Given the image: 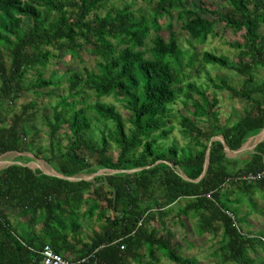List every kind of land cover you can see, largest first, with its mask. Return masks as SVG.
Segmentation results:
<instances>
[{"label":"trees","instance_id":"obj_1","mask_svg":"<svg viewBox=\"0 0 264 264\" xmlns=\"http://www.w3.org/2000/svg\"><path fill=\"white\" fill-rule=\"evenodd\" d=\"M111 1L0 0V105L24 91L58 87L59 80L43 73L58 53L78 57L86 51L96 59L94 69L66 73V92L44 116L49 138L65 125L69 145L58 153L50 148V155L36 150L28 108L23 106L8 125L0 112V155L31 153L64 176L110 171L91 181H69L30 168L32 158L25 154L1 168L0 264H39L44 246L71 264H163L161 256L173 264H197L176 250L169 232L150 224L160 223L167 208L180 199L186 202L178 215L196 217L199 235L221 230L215 253L223 263L253 264L247 251L254 243L263 245L264 237L240 232L236 212L222 191L234 184L243 194L253 187L264 191V176L238 179L264 172V140L246 158H229L224 150L239 149L264 128V81L253 85V72L264 68V0H222L229 8L226 13L204 4L199 9L234 32L243 31L242 42L229 43L237 52L236 61L211 51L200 54L202 63L243 77L237 87L225 78L207 76L214 89L245 104L243 115L231 125H219L216 97L209 99L205 88L185 81L197 54L179 46L171 18L175 14L180 29L199 43L214 34V21L186 7V0H145L148 10L139 14L131 3L105 9ZM163 17L170 20L167 39L161 34ZM31 69H37V75L25 83ZM89 93L97 100L89 102ZM179 95L188 107V115L178 120L180 133L192 146L166 142L173 131L171 105ZM104 96L124 104L130 112L127 121L113 104L98 100ZM94 120L102 126L96 141L87 135ZM202 120L210 123L208 130L198 127ZM214 136L224 143L210 142ZM111 142L118 149L115 161ZM206 160L205 174L195 181ZM7 207L17 209L16 217L24 220L12 225ZM83 218L100 223L88 239Z\"/></svg>","mask_w":264,"mask_h":264},{"label":"rangeland","instance_id":"obj_2","mask_svg":"<svg viewBox=\"0 0 264 264\" xmlns=\"http://www.w3.org/2000/svg\"><path fill=\"white\" fill-rule=\"evenodd\" d=\"M124 3H131L133 9L138 14L146 12L148 10V4L145 0H114L111 1L105 9L109 7L121 6ZM202 4L206 8L212 10H219L221 13H226L228 6L222 0H186V7L200 12ZM101 11V13H103ZM201 13V12H200ZM202 16L210 18L214 21L213 32L214 34L209 36L208 39L199 43L195 39L191 38L187 32L180 29V22L174 17L172 21V31L175 33L179 46L187 54H197L196 64L186 69L188 77L185 81H194L197 85L206 89L209 99L216 97L218 99V105L214 107V110L218 112L219 125H231L240 116L243 115V108L245 106L238 99H234L226 91L214 89L207 81V76L210 75L214 80L218 81L219 78H225L231 84L239 87L243 80V77L238 75L233 70L220 68L218 66H211L202 63L200 60V54L203 51H211L219 55H227L231 60L236 61V50L230 47V42H242L243 31L234 32L231 28L227 27L225 23L219 20L216 16L208 13H201ZM168 20L163 17L160 20L162 24V36L167 39L169 31L167 28ZM261 33H264V25L261 27ZM153 34V33H152ZM151 46L150 39L147 40L146 47ZM53 53H56L53 47H46ZM96 64L95 57L88 54L86 51H82L78 57L71 56L68 51L58 53L55 57H52L48 65L43 69L44 77H51L53 80H59L58 87H55L50 91L47 89H39L34 91H24L13 101L6 100L0 105V112L4 120V125H8L13 114H20L23 106H27V113L30 116L28 126L35 135L34 144L35 149L40 150L42 154L50 155L51 149L54 152H62L70 143V132L65 125L61 127L55 138L51 139L48 135V128L45 124L44 116L49 113L50 106L53 105L58 96L66 92L67 82L66 73L68 71L82 72L85 68L94 69ZM8 65V61L6 62ZM254 83L253 85L260 84L264 81V68H259L253 72ZM37 75V69H31L27 73V79L25 83L33 79ZM97 98L92 93H89V102L96 101ZM100 101L113 104L120 112L122 117L127 121L130 117V112L124 107V104L116 100L113 96H104L98 99ZM181 115H188V107L185 104L184 96L179 95L174 104L171 105L170 112V125L173 128L172 134L166 141H176L180 146L193 145V143L182 136L180 133V127L178 120ZM209 122L207 120L198 121V127L202 130L209 129ZM127 126L129 123L127 122ZM98 128H102L101 122L93 121L91 129L87 132V135L93 140H97L99 136ZM221 138V136H214L213 138ZM264 137V128L260 129L258 133L251 136L247 143L239 152L226 151V155L229 158L238 157L246 158L253 150L254 144L262 140ZM110 154L112 160H116L118 155V149L111 142ZM21 154L17 152L4 153L0 157V169L7 166L10 162L17 159V156ZM25 155L32 158V161L28 163L32 169L41 168L47 172H51V168L42 158H35L31 153H25ZM110 171H103L102 174L109 173ZM113 171H111L112 173ZM93 174V173H92ZM91 174H81L76 177H88ZM222 195L229 199V206L235 210V214L238 220V227L242 234H247L250 237L260 236L264 237V191L253 187L250 194H243L238 185L225 186ZM186 199H180L176 203L168 207L167 216L163 217L160 223L151 221L150 224L159 228L162 232H169L172 235V243L176 250L185 257L193 258L197 264H231L229 262L223 263L221 261L220 254H216L215 251L219 248L222 238L221 230L218 228L216 232H207L202 235L197 233L198 219L192 215L186 217L178 215L180 207L184 205ZM6 211L9 215V220L12 225H16L24 218H17V209L7 207ZM83 222V228L85 230L84 237L88 239L92 233V230L98 229L100 223L94 220L81 219ZM39 225L36 226V229ZM144 252V249H141ZM247 256L253 261V264H264V244L260 245L254 243L252 249L247 251ZM161 262L163 264H173L165 257L161 256ZM131 264H137L131 262Z\"/></svg>","mask_w":264,"mask_h":264},{"label":"built area","instance_id":"obj_3","mask_svg":"<svg viewBox=\"0 0 264 264\" xmlns=\"http://www.w3.org/2000/svg\"><path fill=\"white\" fill-rule=\"evenodd\" d=\"M264 176V172L256 173V174H246L243 176H239L238 179H244L247 181H254L262 178ZM229 215L231 213L227 212ZM40 255L42 256L39 264H71L67 259L62 257L60 254L55 253L49 246H44L40 251Z\"/></svg>","mask_w":264,"mask_h":264},{"label":"water","instance_id":"obj_4","mask_svg":"<svg viewBox=\"0 0 264 264\" xmlns=\"http://www.w3.org/2000/svg\"><path fill=\"white\" fill-rule=\"evenodd\" d=\"M213 140H220L222 143H224V140H223L222 137H221V138H217V137H216V138H212V139L210 140V142L213 141ZM262 140H264V137H263ZM262 140H260V141H262ZM247 141H248V140H247ZM247 141H245V142L243 143V145H242L239 149H237V150H233V151H232V150H229L226 146L224 147V150H225V152H226V151H230V152H234V153H235V152H239V151L243 148L244 144L247 143ZM260 141L256 142V144L259 143ZM210 142H209V143H210ZM256 144H254L253 148L255 147ZM207 151H208V150H207ZM21 154H25V153H21ZM0 157H1V155H0ZM207 157H208V153H207ZM12 163H13V161L10 162L9 164H12ZM9 164H8V165H9ZM207 165H208V160L205 161L204 170L202 171V173L200 174V176H199L197 179H195V181H197V180H199L200 178L203 177V175L205 174V171H206ZM50 168H51V167H50ZM39 169H41V168L39 167ZM134 170H136V169H133V170H130V171H134ZM42 171H43V173H47V174L54 175V176H57V177H60V178H64V179L69 180V181H78V180H81V179H85V180H89V181H91L95 176L102 174L103 171H105V170H100V171L95 172V173L91 174L90 176H88V177H84V178L76 177V176H64V175H62V174H60V173H58V172H55L52 168H51V172H47V171H45V170H42ZM185 178H186V177H185ZM186 179H188V178H186ZM188 180H190V179H188Z\"/></svg>","mask_w":264,"mask_h":264}]
</instances>
